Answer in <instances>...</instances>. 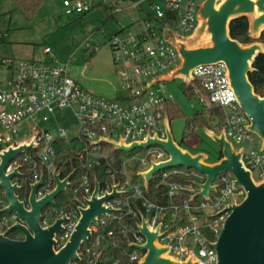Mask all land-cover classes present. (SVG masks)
Wrapping results in <instances>:
<instances>
[{
	"label": "built area",
	"instance_id": "2783aa9c",
	"mask_svg": "<svg viewBox=\"0 0 264 264\" xmlns=\"http://www.w3.org/2000/svg\"><path fill=\"white\" fill-rule=\"evenodd\" d=\"M203 1L99 0V5L105 9L108 17L130 11L138 15L128 26L119 25L107 38L117 82V96L114 99L97 96L78 86L68 65L34 59H0V67L8 73L4 84L0 85V153L23 143H34L33 147L8 161L4 174L8 175L19 168L20 174L14 176L11 183H17L21 189L27 183L28 193L30 186L42 175L43 182L36 192L37 198H40L55 188V174L63 179L74 171L65 192L70 191L76 206H68L67 211H64L65 207L58 211L53 209V218L48 215L49 211L44 212L45 207L41 226L47 227L56 219L67 216L68 221L62 225V233L57 235L67 238L78 221L79 208L86 207L85 200L90 199L96 182L99 197L110 193L116 185V191L123 192L121 196L105 203L116 211L107 213L105 217L100 216L97 224L91 225L94 241L79 252L85 264H94L99 256V264H118V260L102 263V251L109 245L117 248L119 242L127 244L129 248L126 253L127 264H137L144 251L131 245L145 243L138 229L142 219L151 231L160 225L161 236L157 238V243L166 246L170 256L183 261L192 255L202 264L217 263L213 244L229 214L224 209L241 202L246 196L241 186H235L234 176L229 171L215 176L211 185H215L216 190L208 192L207 198L194 197L200 191L197 184L203 183L205 176L195 171L188 175L192 178L191 183L181 184L170 178L184 175V172L180 167H169L154 173L146 189L144 177L140 173L151 169L153 164L166 161L168 153L156 144L124 152L114 150L112 145L102 141L123 140L125 145H129L147 138L166 139L165 105L173 100L164 86L166 81L158 78L178 67L180 56L164 32L166 30L175 37L191 35L197 27V14ZM62 4L66 15L84 14L98 5L92 0H64ZM49 52L48 48L44 49L45 54ZM190 75L191 80L184 86L195 87L197 99L204 107L213 106L224 112L220 126L212 131L219 134L223 128L233 150H242V165L250 171L252 179L255 182L263 181L264 148L261 143L259 149L255 148V139L258 137L250 130V120L241 110L237 96L230 87L225 64L198 65L191 70ZM65 108L70 109L75 118L72 128L76 136L71 139L67 138L65 130L48 127L55 110ZM41 124L45 128L40 129ZM28 126L33 133L28 138L20 139L19 131L30 129ZM62 140L69 146L70 153L69 157L58 162L61 152L59 142ZM77 143L80 147H76ZM111 151L120 153L115 160L119 164L118 168L111 162ZM69 159L75 167L63 175ZM95 168H101V179L93 174ZM152 182L155 187L167 189V207L158 206L145 196L144 192ZM79 191L81 197L78 196ZM181 192L188 195L177 203L175 197ZM134 201L138 204L137 209L131 205ZM6 206L7 200L0 188V210ZM167 210L171 211L168 215ZM180 216L186 222L172 228L171 225ZM17 222H20V218L15 213H0V233ZM110 222L117 226L113 225L101 233L99 227Z\"/></svg>",
	"mask_w": 264,
	"mask_h": 264
},
{
	"label": "water",
	"instance_id": "95a60500",
	"mask_svg": "<svg viewBox=\"0 0 264 264\" xmlns=\"http://www.w3.org/2000/svg\"><path fill=\"white\" fill-rule=\"evenodd\" d=\"M216 6L218 8L216 9ZM244 16L248 20V34L254 41L242 44L230 37L229 23L231 20ZM197 27L186 37L171 36L166 30L164 36L176 47L180 56V64L171 73L158 78L160 81H171L180 78L184 85L191 80L190 72L198 65L222 62L227 69L230 87L237 96L241 110L250 120V130L260 139L264 148V97L254 92L248 79V73L253 70L252 64L259 53H264V45L256 41L264 30V0H204L198 10ZM166 139L147 138L140 143L125 145L123 140L114 142L110 139L102 141L113 146L114 150L129 152L134 148H146L151 144L161 146L169 158L151 169L141 172L144 177V187L147 189L151 176L165 168L183 167L192 169L205 176L203 183L197 184L200 191L194 197H208V192L215 191L211 185L215 176L229 171L235 178V186H241L246 191L244 199L227 206L229 211L222 228L213 244L216 254V264H264V180L255 182L241 162V151L235 152L226 139L224 129L217 135L212 130L204 128V132L219 146L222 158L217 163L203 162L206 155L199 153L191 155L173 141L166 116L164 121ZM34 146L33 141L17 147H10L0 153V188L4 191L7 206L0 210L2 214L15 213L20 222L11 225L0 233V264H71L79 261V252L91 237V225H96L100 216L116 211L105 203L119 197L123 192H117V185L110 193L98 196L99 186L96 182L90 199H86V207L79 208L78 221L67 241L55 249L56 236L63 231L67 216L56 219L47 227L41 226L42 210L55 203V198L65 192L68 181L74 174L72 171L65 178L55 174V188L43 197L37 198L36 192L43 182V176L30 186L25 199H20L17 192L21 186L11 183L18 176L19 168L5 175L4 168L9 160L24 150ZM145 238L143 245H131L144 251L137 264H202L192 255L183 261L170 256L168 248L157 243L160 225L153 231L148 229L147 222L141 220L138 226ZM18 231L22 239H12L9 234ZM165 255L166 258H162ZM100 263V256L94 264Z\"/></svg>",
	"mask_w": 264,
	"mask_h": 264
},
{
	"label": "rangeland",
	"instance_id": "374dc122",
	"mask_svg": "<svg viewBox=\"0 0 264 264\" xmlns=\"http://www.w3.org/2000/svg\"><path fill=\"white\" fill-rule=\"evenodd\" d=\"M63 1L43 0L33 17L28 19L15 8L11 0H0V58L34 59L68 65L78 86L100 97L116 98L117 82L107 38L119 25L128 26L134 21L137 13L130 11L108 17L99 5V0H92L98 5L89 12L66 15ZM45 48L49 49L48 54L43 53ZM6 77L7 73L0 72L1 84H4ZM164 86L171 95L172 102L183 112V117L169 121L173 141L191 155H206L203 162L217 163L220 148L204 129L192 135L186 131L187 119L203 109L201 101L196 97L186 96L185 86L180 78L166 81ZM74 125L73 113L65 108L55 110L48 127L65 130L67 138L71 139L76 136L72 128ZM28 127L30 129L23 128L19 131L20 139L28 138L33 133L31 127ZM39 128L45 126L41 124ZM260 143L256 138V149H259ZM76 147H80V144L77 143ZM68 237L56 236L55 249L63 245Z\"/></svg>",
	"mask_w": 264,
	"mask_h": 264
},
{
	"label": "trees",
	"instance_id": "16d2710c",
	"mask_svg": "<svg viewBox=\"0 0 264 264\" xmlns=\"http://www.w3.org/2000/svg\"><path fill=\"white\" fill-rule=\"evenodd\" d=\"M15 6L26 18L31 19L39 6L41 5L43 0H11ZM96 7V6H95ZM94 6L92 7V9ZM91 9V10H92ZM105 10V9H103ZM1 17V12H0ZM248 20L246 17L241 16L237 17L229 23V34L230 37L234 40H237L238 42L242 44H248L253 42L254 40L249 37L248 34ZM258 42H261L264 45V30L261 32L260 37L256 40ZM92 50V49H91ZM94 51V50H93ZM91 51V52H93ZM253 70L248 73V79L253 86L254 92L264 97V53H259L252 64ZM197 87V85L195 84ZM195 87L189 86L185 87L184 92L187 97L193 98L196 97V94L194 92ZM165 112L167 114V117L170 120L181 118L183 117L182 110L173 102H168L165 105ZM224 117V112L222 109L217 107H204L203 109L192 116L191 118L187 119V126L186 131H188V134L192 135L195 132L202 131L204 128L208 129H216L220 126V122ZM61 152L59 155L58 162L64 160L65 158L69 157V146L62 140L59 142ZM180 147L181 145L178 144ZM110 159L111 162L114 163V166L118 168L119 164L115 162L116 158L120 155L117 151H111L110 152ZM222 158L221 150L219 159ZM74 162L69 159L66 163V166L62 172L63 175L69 172L72 168H74ZM180 169L184 172V175H174L170 179L175 180L181 184H188L191 183L192 178L188 176L190 173L195 172L192 169H185L183 167H180ZM93 174L96 175L98 179H101L103 177V173L101 168H95L93 169ZM187 174V175H186ZM28 194V184H23L22 189L17 193L20 199H25ZM145 196L154 204L158 206H168L169 200L167 197V189L163 186H154V183L152 182L149 186V189L144 192ZM187 193L181 192L175 197V202L179 203V201L187 197ZM78 196L81 197V191L78 192ZM131 205L134 209L138 208V204L136 201L131 202ZM68 206L75 207L76 203L72 199V194L70 191H67L65 193L60 194L53 205H48L45 209V211H49L50 217H55V214L53 212V209H56L57 211L60 210L62 207H65L64 211H67L69 209ZM48 213V212H47ZM171 213L170 210L166 211V215ZM128 219V218H127ZM166 220V217L164 218ZM186 221L185 219L181 218L173 223L171 225L172 228H176L179 225L184 224ZM106 223L105 226L99 227V231L101 233L106 232L109 228H112L113 225L117 226V224H111ZM115 223V222H113ZM9 237L12 239H22V235L18 231H12L9 234ZM94 241V233L88 240V242L82 246L81 251H83L87 246H90ZM129 252V248L127 247V244L119 242V245L117 248H113L111 245L107 247L106 250L102 251V263L108 262L110 260H118V264H127V256L126 253ZM71 264H85V259L82 257L79 261L72 262Z\"/></svg>",
	"mask_w": 264,
	"mask_h": 264
},
{
	"label": "crops",
	"instance_id": "0c3cea01",
	"mask_svg": "<svg viewBox=\"0 0 264 264\" xmlns=\"http://www.w3.org/2000/svg\"><path fill=\"white\" fill-rule=\"evenodd\" d=\"M117 29H118V27H117ZM117 29H116V30H117ZM43 53H44V52H43ZM44 54H45V53H44ZM0 59H1V58H0ZM0 72L7 73V72L5 71V69H3L2 67H0ZM7 76H8V73H7ZM6 78H7V77H6ZM6 78H5V79H6ZM0 85H1V83H0Z\"/></svg>",
	"mask_w": 264,
	"mask_h": 264
},
{
	"label": "bare ground",
	"instance_id": "6f19581e",
	"mask_svg": "<svg viewBox=\"0 0 264 264\" xmlns=\"http://www.w3.org/2000/svg\"><path fill=\"white\" fill-rule=\"evenodd\" d=\"M252 1H254V0H252ZM217 8H218V6H216V9H217ZM162 258H166L165 255H163Z\"/></svg>",
	"mask_w": 264,
	"mask_h": 264
}]
</instances>
